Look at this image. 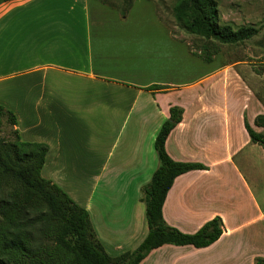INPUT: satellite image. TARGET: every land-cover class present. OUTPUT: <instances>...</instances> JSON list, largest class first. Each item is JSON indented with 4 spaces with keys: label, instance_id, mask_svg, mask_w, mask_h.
I'll return each instance as SVG.
<instances>
[{
    "label": "crops",
    "instance_id": "1",
    "mask_svg": "<svg viewBox=\"0 0 264 264\" xmlns=\"http://www.w3.org/2000/svg\"><path fill=\"white\" fill-rule=\"evenodd\" d=\"M119 23L113 28H127ZM104 27L103 18L91 13L89 0L0 4V95L13 83L10 91L15 95L36 97L35 103L24 97L17 104L20 138L47 146L41 175L46 171L47 179L86 210L96 239L109 257L116 258L133 252L148 234L141 189L157 170L158 159L145 142L155 141L169 109L178 107L174 100L182 86L134 82L118 75L104 53ZM168 38L175 44L170 33ZM196 81L184 85V92L193 91ZM153 85L166 90L148 91ZM217 111L212 116L198 112L196 103L193 113L183 109L182 121L170 132L165 143L169 158L199 163L207 170L188 172L173 181L162 218L169 227L191 235L219 217L222 236L204 249L164 245L140 264L264 261V212L235 161L253 144L240 114L241 125L234 129L230 108ZM248 124L255 127L253 117ZM84 126L120 128L105 157L101 135L87 138L70 129ZM73 155L79 162L71 161ZM57 175L86 176L87 193L79 196V186H67Z\"/></svg>",
    "mask_w": 264,
    "mask_h": 264
},
{
    "label": "trees",
    "instance_id": "2",
    "mask_svg": "<svg viewBox=\"0 0 264 264\" xmlns=\"http://www.w3.org/2000/svg\"><path fill=\"white\" fill-rule=\"evenodd\" d=\"M10 1L0 0V4ZM131 5L126 3L125 10ZM125 10L120 11L122 18ZM172 16L186 35L204 42L200 54H193L204 63H210L219 53L210 50L211 44L235 46L259 34V29L252 26L220 25L215 0H178ZM147 90L166 88L153 85ZM182 115V108L171 107L154 141L158 168L141 189L148 234L133 252L111 258L96 239L86 210L42 177L47 146L23 142L15 116L0 106V130L4 122L13 128L12 139L0 138V193L4 195L0 200V264H140L151 251L164 245L204 249L218 241L223 234L219 217L191 235L169 227L162 218V206L173 181L188 172L207 170L199 163L175 162L165 151L166 140ZM243 126L250 143L264 150V134L256 132L245 117ZM254 126L264 131V115L255 118ZM8 188L10 192L6 193Z\"/></svg>",
    "mask_w": 264,
    "mask_h": 264
},
{
    "label": "rangeland",
    "instance_id": "3",
    "mask_svg": "<svg viewBox=\"0 0 264 264\" xmlns=\"http://www.w3.org/2000/svg\"><path fill=\"white\" fill-rule=\"evenodd\" d=\"M177 1L89 0L91 13L95 16L97 12V15L103 18L106 34L103 39L104 53L109 54L108 61L114 71L124 79L134 82L150 81L159 84L172 83L180 88L182 86V89H178L179 95L174 101L188 114L195 111L196 103L198 112L203 110L208 115L216 114L219 108H230L229 118L234 129L241 125L239 114L245 117L247 122L252 117L255 120L257 116L264 115V0H215L220 25L233 28L252 26L259 29V34L252 40L235 46L209 44L211 51L214 48L219 52L210 63H204L195 56L200 54L204 42L186 35L176 25L172 7ZM129 2H132V5L125 10V5ZM121 10H125L126 20L121 17ZM117 22H120L118 25L126 24L127 28H113ZM168 33L175 44L169 41ZM196 79L192 84L193 91L184 92V85ZM12 84L7 85L6 94L0 95V106L16 118L17 104L24 100V97H28V102L35 103L36 97L15 95L10 91ZM70 129L87 138L89 135H101V151L104 157L110 151V141L116 138L120 130L118 127L96 126ZM253 129L264 134L261 129ZM12 131L13 128L4 122L0 138L12 139ZM119 139L121 146L123 142ZM153 143L154 141L149 140L145 142V147L149 145V148L154 150ZM138 145L143 151V143ZM68 157L70 155L65 161ZM79 160V156H72L71 161L77 163ZM235 161L264 212V150L257 145L247 146ZM246 163H250L254 170L251 171ZM46 174V171L42 172L44 179L63 189L51 179H47ZM60 178L67 186H79V196L87 193L86 176L64 175ZM230 181L234 182L231 176ZM9 192L10 189H6V193ZM99 193L98 189L96 195ZM3 198L4 195L0 193V200Z\"/></svg>",
    "mask_w": 264,
    "mask_h": 264
}]
</instances>
